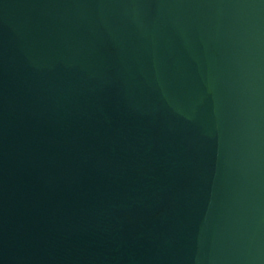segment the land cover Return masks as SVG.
Here are the masks:
<instances>
[{"label":"water","instance_id":"water-1","mask_svg":"<svg viewBox=\"0 0 264 264\" xmlns=\"http://www.w3.org/2000/svg\"><path fill=\"white\" fill-rule=\"evenodd\" d=\"M0 264H264V0H0Z\"/></svg>","mask_w":264,"mask_h":264}]
</instances>
